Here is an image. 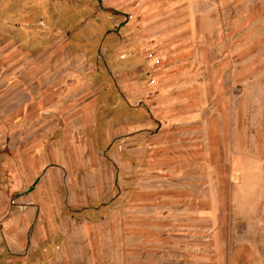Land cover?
<instances>
[{
	"label": "rangeland",
	"instance_id": "1",
	"mask_svg": "<svg viewBox=\"0 0 264 264\" xmlns=\"http://www.w3.org/2000/svg\"><path fill=\"white\" fill-rule=\"evenodd\" d=\"M159 1L150 69L154 0H0V264L264 255V0Z\"/></svg>",
	"mask_w": 264,
	"mask_h": 264
},
{
	"label": "crops",
	"instance_id": "2",
	"mask_svg": "<svg viewBox=\"0 0 264 264\" xmlns=\"http://www.w3.org/2000/svg\"><path fill=\"white\" fill-rule=\"evenodd\" d=\"M160 2L161 1H159V0H154V2H153L154 5H152V7L150 8V10H151L150 17L152 18V21H151L150 24H146L145 27H143V30H141L142 27H140V26H134L133 27V26L130 25L132 27L133 33L135 34V39L136 40L135 41H131V45H133V47H134L133 50L134 51L129 52V55H131V54H134V55L131 56V58H126L124 60L127 65H132V64H134L136 62H141L143 60L147 64L148 68L153 69V67L156 66V65L153 64V61L155 59H158L159 54H158L157 51L155 53V51L151 50L153 48V47H150L152 41H150V42L148 41L146 43H141V40H146L149 37V35L153 36V35H157L159 33H168L170 31H174L175 30V28L173 26L171 27V26H168V25L160 24V22H159L160 21V19H159L160 18V16H159L160 14L159 13L161 11V9L159 7V3ZM144 4L145 3H143V5ZM148 6L149 5L144 6V10H143L144 13H146V9L145 8H149ZM168 11L169 10H167V12ZM147 17H148V15H146V18ZM137 18L135 20H137ZM127 24H128V22H127ZM187 31H189V29L186 28L184 30H180V33H187ZM142 33H144L145 35H143ZM155 41H157V40H155ZM153 44H155V43H153ZM148 46H149V48H148ZM152 46H154V45H152ZM155 49H156V47H155ZM150 55L152 57H149ZM155 61H157V60H155ZM154 76L155 75L152 74L149 77L152 78ZM261 242H264V239H262ZM239 258L241 259V257H239ZM257 258L259 259V263L258 264H264V255L263 256L257 255ZM251 261H252V257L251 258L249 257V259L247 260V263L249 264V262H251ZM240 264H243L242 260H241Z\"/></svg>",
	"mask_w": 264,
	"mask_h": 264
}]
</instances>
